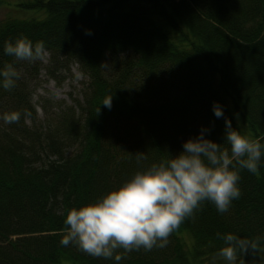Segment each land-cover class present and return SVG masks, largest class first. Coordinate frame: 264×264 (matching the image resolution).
I'll return each mask as SVG.
<instances>
[{"label": "trees", "instance_id": "trees-1", "mask_svg": "<svg viewBox=\"0 0 264 264\" xmlns=\"http://www.w3.org/2000/svg\"><path fill=\"white\" fill-rule=\"evenodd\" d=\"M22 7L45 16L0 24V67L20 73L13 89L0 87V117L21 114L10 124L0 118V264H117L60 245L67 212L179 155L202 127L230 148L214 102L236 131L264 144V0H29ZM22 36L45 43L52 76L76 62L89 79L78 107L44 124L30 91L41 61L3 53L5 41ZM138 153L146 157L139 163ZM237 170L241 196L227 213L202 202L166 247L118 249L119 264L213 257L225 264L217 233L256 242L237 264L263 262L264 157L255 174Z\"/></svg>", "mask_w": 264, "mask_h": 264}, {"label": "clouds", "instance_id": "clouds-1", "mask_svg": "<svg viewBox=\"0 0 264 264\" xmlns=\"http://www.w3.org/2000/svg\"><path fill=\"white\" fill-rule=\"evenodd\" d=\"M3 53L27 62L44 61L48 56L43 41L34 43L23 36L5 41ZM19 79L20 73L12 64L0 67V87L4 90L13 89ZM102 105L111 108L112 99H105ZM213 113L225 121V142L230 148L207 139L211 129L202 127L198 136L183 143L179 155L153 163L95 202L69 210L60 245L72 244L94 258H114L119 264L122 256L116 254L118 249L130 253L141 248L151 251L166 247L169 236L193 216L202 202L214 204L220 214L227 213L232 201L241 196L237 166L257 173L264 144L236 131L220 102L213 103ZM20 116L19 112H12L0 118L10 124L18 122ZM136 159L139 163L146 157L138 153ZM217 236L224 245L217 256L225 264H237L240 253L257 246L232 233ZM210 264H216V257Z\"/></svg>", "mask_w": 264, "mask_h": 264}, {"label": "rangeland", "instance_id": "rangeland-1", "mask_svg": "<svg viewBox=\"0 0 264 264\" xmlns=\"http://www.w3.org/2000/svg\"><path fill=\"white\" fill-rule=\"evenodd\" d=\"M28 1L0 0V24L17 18H44L45 14L42 11H26L23 9L22 5ZM50 58L51 56L48 53L47 58L41 61L37 80L30 82L32 104L36 108L39 124H44L51 117L59 116L71 108L78 107V102L83 100V94L89 81L76 62H70L67 69L55 72L52 76L50 72L53 73L54 69L51 67ZM185 238L190 240L187 235ZM63 264L69 263L65 262ZM255 264H264V261Z\"/></svg>", "mask_w": 264, "mask_h": 264}]
</instances>
